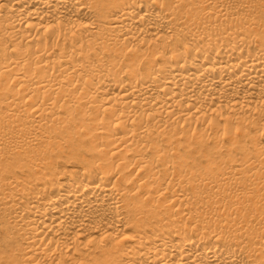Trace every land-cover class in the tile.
<instances>
[{"label": "bare ground", "instance_id": "bare-ground-1", "mask_svg": "<svg viewBox=\"0 0 264 264\" xmlns=\"http://www.w3.org/2000/svg\"><path fill=\"white\" fill-rule=\"evenodd\" d=\"M0 264H264V0H0Z\"/></svg>", "mask_w": 264, "mask_h": 264}]
</instances>
